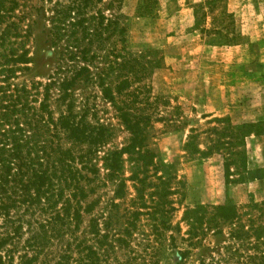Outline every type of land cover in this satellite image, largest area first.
<instances>
[{
    "label": "trees",
    "instance_id": "trees-1",
    "mask_svg": "<svg viewBox=\"0 0 264 264\" xmlns=\"http://www.w3.org/2000/svg\"><path fill=\"white\" fill-rule=\"evenodd\" d=\"M20 1L0 0V264H159L166 241L185 246L176 264H264V201L247 207L259 215L231 204L184 207L173 223L186 184L148 147L147 132L153 122L177 126L179 107L162 115L151 85L161 57L129 48L124 0L104 9L105 0H49L51 44L63 46L45 83L27 78L34 58L21 39L46 11L26 19ZM158 3L138 0L135 13L154 15ZM215 4L195 7V29L206 45H236L231 15ZM110 109L129 134L121 147L102 116ZM216 122L224 127L211 129L217 137L205 150L194 129L183 150L224 152L225 182L238 183L246 154L235 148L255 125Z\"/></svg>",
    "mask_w": 264,
    "mask_h": 264
},
{
    "label": "rangeland",
    "instance_id": "rangeland-1",
    "mask_svg": "<svg viewBox=\"0 0 264 264\" xmlns=\"http://www.w3.org/2000/svg\"><path fill=\"white\" fill-rule=\"evenodd\" d=\"M137 1L123 3L122 12L128 17V46L133 52L157 51L161 68L152 76L153 93L164 98L159 103L163 116L176 115L174 107H179L175 117L177 126L153 122L147 132L148 147L166 163H174L178 178L186 184V199L174 214L173 223L180 221L184 207L195 205L231 204L242 215H259L247 207L264 201V0H215L216 11L223 9L231 15L233 32L238 37L237 44L231 46L206 45L195 29L194 9L206 0H159L154 15L145 17L135 13ZM107 2L101 5L103 9ZM20 3L23 10H28L26 19L32 17L34 8L46 11L42 12L45 19L36 18L37 24L31 33L21 39L34 58L27 78L45 83L63 46L51 44V4L49 0H21ZM110 14L105 12L107 17ZM166 101L168 107H163ZM99 108L104 110V103ZM107 113L102 116L115 129L113 143L121 147L129 134L112 109ZM216 119H229L233 126L255 125L252 131L256 132L246 137L245 146L235 148L246 154V170L238 183L227 185L225 182L224 152L216 150L207 157H191L183 150L192 135L191 129L199 148L205 150L210 139L217 137L211 129L221 131L224 127ZM232 178L236 179L237 175ZM165 244L159 264H176V251L185 246L177 244L178 249L174 250L168 241Z\"/></svg>",
    "mask_w": 264,
    "mask_h": 264
}]
</instances>
